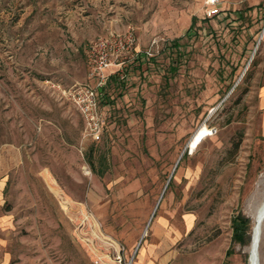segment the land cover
Masks as SVG:
<instances>
[{
    "label": "rangeland",
    "instance_id": "rangeland-1",
    "mask_svg": "<svg viewBox=\"0 0 264 264\" xmlns=\"http://www.w3.org/2000/svg\"><path fill=\"white\" fill-rule=\"evenodd\" d=\"M207 9V0H0L9 264H92L84 239L108 248L94 219L126 259L151 246L161 264H250L264 200V0ZM128 27L135 50L107 70L96 139L62 90L93 81L90 42ZM204 124L210 133L180 157ZM238 215L251 221L247 244L232 239Z\"/></svg>",
    "mask_w": 264,
    "mask_h": 264
},
{
    "label": "built area",
    "instance_id": "built-area-1",
    "mask_svg": "<svg viewBox=\"0 0 264 264\" xmlns=\"http://www.w3.org/2000/svg\"><path fill=\"white\" fill-rule=\"evenodd\" d=\"M220 0H207L208 16H214L219 12L218 4ZM136 42L134 32L131 28H126L120 33L111 32L105 37L97 38L90 42L87 48V60L90 74L93 78L91 83L73 84L67 89L62 90L80 113L85 122L88 134L93 138H99L101 130V118L99 114L98 98L99 90L108 79L110 72L107 70L111 66H117L120 63V57L123 53L135 50ZM100 236L108 244L105 251L100 246L93 243L88 238L84 239L86 252L92 264H132L136 252L126 259L127 251L125 246L117 242L111 236L103 234L98 226L95 225ZM99 238V237H98Z\"/></svg>",
    "mask_w": 264,
    "mask_h": 264
},
{
    "label": "crops",
    "instance_id": "crops-1",
    "mask_svg": "<svg viewBox=\"0 0 264 264\" xmlns=\"http://www.w3.org/2000/svg\"><path fill=\"white\" fill-rule=\"evenodd\" d=\"M259 103L260 106L263 108V132H264V85L259 91ZM2 184L0 187V264H9V253L7 250V232L9 226V213L8 211L2 210ZM154 241H150V245L154 244L155 242H160L159 238L154 237ZM154 248L151 246H147L143 248V251L139 252L136 261L134 264H161L162 260L157 258L154 254L152 257L148 256L149 253L153 252Z\"/></svg>",
    "mask_w": 264,
    "mask_h": 264
},
{
    "label": "bare ground",
    "instance_id": "bare-ground-1",
    "mask_svg": "<svg viewBox=\"0 0 264 264\" xmlns=\"http://www.w3.org/2000/svg\"><path fill=\"white\" fill-rule=\"evenodd\" d=\"M210 133L206 125H202L197 132L194 134L192 140H190V147L191 151H193L203 140L205 136H207ZM256 215H254L255 219V226H254V233H253V239L251 246L249 248V254H250V264H260L259 261V246L261 242L262 237V230L264 225V200L259 205ZM94 224L97 225L95 219Z\"/></svg>",
    "mask_w": 264,
    "mask_h": 264
},
{
    "label": "trees",
    "instance_id": "trees-1",
    "mask_svg": "<svg viewBox=\"0 0 264 264\" xmlns=\"http://www.w3.org/2000/svg\"><path fill=\"white\" fill-rule=\"evenodd\" d=\"M250 231L251 221L248 217L238 215L234 218L232 234L233 241H241L243 244H247L251 239Z\"/></svg>",
    "mask_w": 264,
    "mask_h": 264
},
{
    "label": "water",
    "instance_id": "water-1",
    "mask_svg": "<svg viewBox=\"0 0 264 264\" xmlns=\"http://www.w3.org/2000/svg\"><path fill=\"white\" fill-rule=\"evenodd\" d=\"M189 147H190V143H189V140H188V142L186 143L184 149L182 150V152H181V154H180V157H181V155L183 154V152H185L186 150H190ZM180 157H179V158H180ZM178 160H179V159H178ZM178 160H177V161H178ZM176 165H177V162H176V164L174 165L173 170H172V172H171L170 175H172V173L174 172V170H175V168H176Z\"/></svg>",
    "mask_w": 264,
    "mask_h": 264
}]
</instances>
